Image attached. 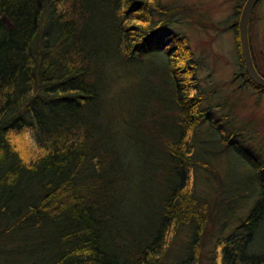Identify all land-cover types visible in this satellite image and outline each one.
Listing matches in <instances>:
<instances>
[{
	"label": "trees",
	"instance_id": "trees-1",
	"mask_svg": "<svg viewBox=\"0 0 264 264\" xmlns=\"http://www.w3.org/2000/svg\"><path fill=\"white\" fill-rule=\"evenodd\" d=\"M244 1L229 24L233 77L263 93L242 57ZM253 10L249 44L264 75ZM184 11L161 0H0V264H264V150L245 125L204 106L198 61L174 28ZM150 55L136 131L121 135L129 119L112 107L109 76ZM34 122L51 154L28 171L4 137ZM204 167L208 190L198 183Z\"/></svg>",
	"mask_w": 264,
	"mask_h": 264
},
{
	"label": "rangeland",
	"instance_id": "rangeland-1",
	"mask_svg": "<svg viewBox=\"0 0 264 264\" xmlns=\"http://www.w3.org/2000/svg\"><path fill=\"white\" fill-rule=\"evenodd\" d=\"M161 1L173 3L185 9L180 13L184 21L177 23L174 28L184 31L188 36L194 57L198 61L195 73L199 77L198 89L205 95L204 106L217 107L215 112L226 114L232 120L231 125L233 126L245 125L246 132L250 131L255 135L257 144L264 150V92L258 93L254 91L251 84H240L239 77H233L240 65L233 29L229 27V24L234 19L237 0ZM252 15L250 41L254 49L255 60L264 72V0H258ZM149 59H152L151 55L143 61L130 59L126 61L127 63L115 65L114 69L117 73L127 74L124 77H116V82L112 74L109 76V84L113 86L109 88L108 94L113 96V100L110 99L111 103L115 101L112 107L116 111L123 107V111H126L125 116L129 119L127 124L121 123L119 127L121 135H125L123 132L134 134L136 131L133 122L138 116L137 96L139 93L142 94L140 78L145 77L146 66L156 67L155 63ZM111 70L115 72L112 68ZM135 74H139V77L133 76ZM126 78L131 79L129 90L124 81ZM116 124L118 126V122ZM131 141L134 143L133 138ZM132 143H130L131 146ZM140 151L142 152L143 149ZM216 153L214 158L217 159V163L215 165L222 173L227 165V154L224 151ZM212 161L215 162V160ZM132 171H135L133 167ZM207 174L205 167L202 168V177L198 178V183L208 190L209 186H212L208 181L213 178V175L209 174V178L206 179L204 177ZM134 180L137 183L136 175ZM211 245V241L207 242L205 249L211 248ZM208 253L209 250L207 255ZM184 261L185 264H198L192 259H184Z\"/></svg>",
	"mask_w": 264,
	"mask_h": 264
},
{
	"label": "clouds",
	"instance_id": "clouds-1",
	"mask_svg": "<svg viewBox=\"0 0 264 264\" xmlns=\"http://www.w3.org/2000/svg\"><path fill=\"white\" fill-rule=\"evenodd\" d=\"M38 125L24 124L19 129L9 128L5 134L8 149L15 154L21 166L28 171H36L41 161L51 154V148L37 137ZM3 152H0V157ZM17 180L14 173H9L6 183L12 186Z\"/></svg>",
	"mask_w": 264,
	"mask_h": 264
},
{
	"label": "water",
	"instance_id": "water-1",
	"mask_svg": "<svg viewBox=\"0 0 264 264\" xmlns=\"http://www.w3.org/2000/svg\"><path fill=\"white\" fill-rule=\"evenodd\" d=\"M257 1H244L238 18V30L245 70L252 80L264 87V75L257 70L254 64L248 37V22L252 9Z\"/></svg>",
	"mask_w": 264,
	"mask_h": 264
}]
</instances>
